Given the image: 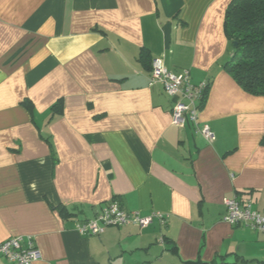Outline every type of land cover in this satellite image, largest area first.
I'll list each match as a JSON object with an SVG mask.
<instances>
[{
  "label": "crops",
  "instance_id": "crops-1",
  "mask_svg": "<svg viewBox=\"0 0 264 264\" xmlns=\"http://www.w3.org/2000/svg\"><path fill=\"white\" fill-rule=\"evenodd\" d=\"M230 1L0 0V243L32 240L35 264H264V232L223 218L235 194L264 210V94L225 66ZM155 57L208 82L214 142L172 123ZM112 199L167 224L82 234Z\"/></svg>",
  "mask_w": 264,
  "mask_h": 264
},
{
  "label": "built area",
  "instance_id": "built-area-1",
  "mask_svg": "<svg viewBox=\"0 0 264 264\" xmlns=\"http://www.w3.org/2000/svg\"><path fill=\"white\" fill-rule=\"evenodd\" d=\"M163 84L166 93L174 98L172 108V123L184 126L192 123L205 139L212 143L216 133L207 123L199 119L200 103L208 86V82L194 83L191 80V70L183 69L174 72L168 68L162 57L152 60L149 84ZM226 213L224 220L232 225H244L254 230L264 232V210L253 207L252 200H242L238 195L226 197L224 200ZM169 214L154 210L143 214L140 211H129L122 207L117 199H112L102 206L93 218L79 223L82 234L94 235L102 233L109 226H122L130 223L146 227L155 220L165 226ZM164 240V237L161 238ZM0 257H6L18 264H35L42 257L41 250L32 240L27 246L23 245V236H12L0 243Z\"/></svg>",
  "mask_w": 264,
  "mask_h": 264
},
{
  "label": "trees",
  "instance_id": "trees-1",
  "mask_svg": "<svg viewBox=\"0 0 264 264\" xmlns=\"http://www.w3.org/2000/svg\"><path fill=\"white\" fill-rule=\"evenodd\" d=\"M224 30L232 45L226 68L244 90L264 94V0H231L225 12ZM208 88L209 84L200 107L206 102ZM183 264L212 263L190 260Z\"/></svg>",
  "mask_w": 264,
  "mask_h": 264
},
{
  "label": "water",
  "instance_id": "water-1",
  "mask_svg": "<svg viewBox=\"0 0 264 264\" xmlns=\"http://www.w3.org/2000/svg\"><path fill=\"white\" fill-rule=\"evenodd\" d=\"M234 44L236 45V42Z\"/></svg>",
  "mask_w": 264,
  "mask_h": 264
}]
</instances>
